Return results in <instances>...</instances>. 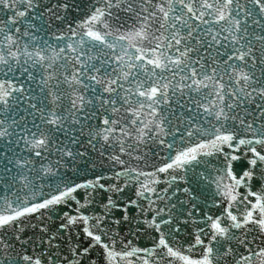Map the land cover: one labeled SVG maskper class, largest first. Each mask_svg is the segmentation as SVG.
Returning a JSON list of instances; mask_svg holds the SVG:
<instances>
[{
  "label": "snow or ice",
  "instance_id": "obj_1",
  "mask_svg": "<svg viewBox=\"0 0 264 264\" xmlns=\"http://www.w3.org/2000/svg\"><path fill=\"white\" fill-rule=\"evenodd\" d=\"M75 7L0 0V264H264V0Z\"/></svg>",
  "mask_w": 264,
  "mask_h": 264
},
{
  "label": "water",
  "instance_id": "obj_2",
  "mask_svg": "<svg viewBox=\"0 0 264 264\" xmlns=\"http://www.w3.org/2000/svg\"><path fill=\"white\" fill-rule=\"evenodd\" d=\"M45 2L47 3L48 0H45ZM54 2H55V0H54ZM71 3H73L76 7L70 13L65 14L66 15V23H74V22L82 19L83 16L87 13L88 5L90 4V0H71ZM62 27H63V25L60 22H53V24H52L53 29L62 28ZM153 151L158 152L161 157H163L166 154L165 151L162 150V148L160 146H154ZM161 162L162 161L157 160L155 156L149 158V160H148L149 164H158ZM105 163H106V161H105ZM198 170L203 171V168H200ZM162 178H163V176H162ZM183 186H186V185H181V187H183ZM165 187H167V185H165V184H161L158 186V188H165ZM202 187L207 189L209 192L211 191V188H209V186L207 184L203 185ZM169 193H171V189L169 190ZM178 195H179L180 199L185 198L183 194H178ZM201 199H203V197H201ZM161 206H163V204H161ZM220 210H221L220 208L213 207L210 204L209 208L201 209V212L199 213V215L202 216L205 211H208L211 214H218L220 212ZM95 211L100 212L101 208L99 206H97L95 208ZM129 215L130 216H137V219L140 218L137 214V209H134V208L129 209ZM122 216H123L122 212H120V211L114 212V218L119 219ZM150 216H151V213H149V217ZM110 227L118 230L120 232V236L125 238V239L131 238V235L128 231L129 228L140 227L141 237L139 240H134L133 242L139 244L142 247L148 245L151 242L152 235H154V233L150 229L147 230V233H145L144 228L138 224L133 225V224L122 223L119 226L110 225ZM181 227H184V226L181 225ZM194 227H195V225L187 226L186 232L183 236V239L191 240V236L189 234L193 231ZM52 230H55V225L52 226ZM39 235H40V233H38L35 229H26L25 232L23 234H21V240L16 241L13 238L12 232L9 231L7 236H6V241L13 244L15 247V251L19 252V251H22L21 243L24 240L27 239L29 241V243H31V240L37 239L39 237ZM62 239H66V237L62 236ZM73 241H75V236H73ZM82 241H83V237L81 236V242ZM62 246L64 248L68 247V245H62ZM84 246L86 247L87 244L85 243ZM117 247H119V245H117ZM240 251H243V249H240ZM101 255H102V253H101V250L99 248L95 249L91 253V256L96 260V264H103V260L101 259Z\"/></svg>",
  "mask_w": 264,
  "mask_h": 264
}]
</instances>
